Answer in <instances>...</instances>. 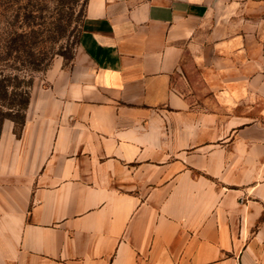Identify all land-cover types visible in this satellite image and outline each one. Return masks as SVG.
<instances>
[{
    "label": "crops",
    "instance_id": "0c3cea01",
    "mask_svg": "<svg viewBox=\"0 0 264 264\" xmlns=\"http://www.w3.org/2000/svg\"><path fill=\"white\" fill-rule=\"evenodd\" d=\"M80 59L0 132V264H264V0H87Z\"/></svg>",
    "mask_w": 264,
    "mask_h": 264
},
{
    "label": "rangeland",
    "instance_id": "374dc122",
    "mask_svg": "<svg viewBox=\"0 0 264 264\" xmlns=\"http://www.w3.org/2000/svg\"><path fill=\"white\" fill-rule=\"evenodd\" d=\"M86 2L0 0L2 110L17 109L33 87L44 85L55 70L80 59L77 37ZM15 118L16 122L7 118L3 122L12 121L18 133L21 126Z\"/></svg>",
    "mask_w": 264,
    "mask_h": 264
},
{
    "label": "trees",
    "instance_id": "16d2710c",
    "mask_svg": "<svg viewBox=\"0 0 264 264\" xmlns=\"http://www.w3.org/2000/svg\"><path fill=\"white\" fill-rule=\"evenodd\" d=\"M28 100H29V95H26V98H24V100H22V102L20 103L19 107L17 109H15V110L12 107H9V110H2L0 108V132H1L3 119H5V118L16 122L17 120H16L15 117H17L18 122L20 123V126L22 125L23 120H24V111H25V109L27 107ZM19 111H22V112L19 113Z\"/></svg>",
    "mask_w": 264,
    "mask_h": 264
}]
</instances>
